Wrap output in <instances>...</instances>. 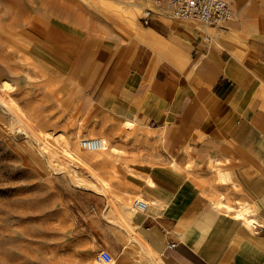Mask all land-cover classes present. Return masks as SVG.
<instances>
[{
    "label": "crops",
    "instance_id": "crops-1",
    "mask_svg": "<svg viewBox=\"0 0 264 264\" xmlns=\"http://www.w3.org/2000/svg\"><path fill=\"white\" fill-rule=\"evenodd\" d=\"M204 36L156 10L80 95L102 121L158 133L166 156L133 167L149 207L131 216L124 264H264V40L207 48ZM229 195L262 228L225 210Z\"/></svg>",
    "mask_w": 264,
    "mask_h": 264
},
{
    "label": "rangeland",
    "instance_id": "rangeland-1",
    "mask_svg": "<svg viewBox=\"0 0 264 264\" xmlns=\"http://www.w3.org/2000/svg\"><path fill=\"white\" fill-rule=\"evenodd\" d=\"M229 1L234 19L217 29L179 22L209 35L207 48L264 40V0ZM145 8L157 10L149 0H0V87L3 80L12 84L8 94L22 120L36 133L66 132L85 156L81 139L104 137L116 149L96 166L108 182L99 193L59 172L35 134L13 126L0 104V264H98L102 251L114 258L110 264H124L123 246L135 233L121 214L131 220L132 201L141 198L132 192L133 167L165 164L166 156L158 133L102 121L80 95L95 64L134 38ZM227 198L225 210L245 205Z\"/></svg>",
    "mask_w": 264,
    "mask_h": 264
},
{
    "label": "bare ground",
    "instance_id": "bare-ground-1",
    "mask_svg": "<svg viewBox=\"0 0 264 264\" xmlns=\"http://www.w3.org/2000/svg\"><path fill=\"white\" fill-rule=\"evenodd\" d=\"M56 28L57 27H52V29H54L53 31H56ZM53 34H55V33H53ZM51 40L53 42H56L57 36L52 35ZM0 88L2 89V90H0V104L2 105L1 108L4 106L6 108L5 112L6 111H8V113L10 112L12 115V119L13 118L15 119V120L13 119L14 122L12 125L14 126V123L16 121L17 123L23 124L22 128H24V126H25V128L26 127L29 128V130L31 131V135L35 134V136L37 137L40 151L47 154V156L50 160V163H53V164L58 166V169L60 170V171L58 170L59 172L64 171L65 174L67 173L72 178L73 181H75L77 183L79 182L83 185H86V187H88V188L90 187V188H92V190H95L99 193H103V191L106 188L105 186L108 182L106 183V180L102 179L101 175L96 170V168H97L96 166H99V165L101 166L102 164L105 165L106 157L110 154H113L116 149L114 147L109 148L107 145L108 144L107 140L103 137V138H99L103 142V148H101L100 150L88 151L89 154L85 156V155H82L80 153L79 149H77V148L75 149L69 135L66 132L59 131V132L53 133L52 131L46 132L44 130L45 133H43V131H41L42 132L41 133L37 130L38 132L36 133V131L28 124V121L25 122L22 120L21 117H22V115H24L23 111H21L20 108L15 105V103L11 100V98L8 94L13 89L12 84L9 81L3 80ZM23 118H24V116H23ZM28 120H30V119L28 118ZM18 126H21V125L19 124ZM124 126H125V129L130 131L134 128L135 125L131 121H126L124 123ZM27 128H26V130H28ZM26 133H28V131ZM29 138H31V137H29ZM50 139L52 141H50ZM51 142L52 143L54 142L56 145H58V147L54 146V144H52ZM62 174H64V173H62ZM148 182H150V181L148 180ZM71 183H73V182L71 181ZM106 194H107V192H106ZM103 196L105 197V195H103ZM110 200L112 201V199H110ZM106 201H108V200L106 199ZM106 204L108 205V203H106ZM114 204H115V202H114ZM110 205H111V203H110ZM109 207L111 208V206H109ZM113 213H114L113 216L116 219L115 221L116 222L120 221V217L118 216V214H116L115 212H113ZM131 213H132V211H131ZM236 213H237V215H236L237 218L239 220H243L247 225L253 226L256 223V219L250 215V211L248 209L244 208L243 206L240 207ZM119 214H121V213H119ZM121 215L126 216L127 225L129 227H132L131 226V220H130L129 216L124 215V214H121ZM107 218H109V214H108ZM110 218H109V220H110ZM134 227H136V226H134ZM121 228H122V226H121ZM121 230H124V229H121ZM124 231H123V234H125ZM129 238L131 240L130 243H132L133 241H136V240L139 241V238L137 236L135 237V235L134 236L130 235L127 239H129ZM138 241H137V246H139ZM145 243H146V241H145ZM138 248H140V247H138ZM143 249H145V248H143ZM147 249H148L147 251L145 250L146 254L149 251V255H150V252H153V251H151V249L149 247H147ZM140 251H141V249H140ZM151 259H153V257H151ZM113 261H114V258L112 259L111 263H113ZM98 264H100V263H98ZM159 264H164V263H163V261L160 260Z\"/></svg>",
    "mask_w": 264,
    "mask_h": 264
},
{
    "label": "built area",
    "instance_id": "built-area-1",
    "mask_svg": "<svg viewBox=\"0 0 264 264\" xmlns=\"http://www.w3.org/2000/svg\"><path fill=\"white\" fill-rule=\"evenodd\" d=\"M155 9L163 11L170 18L195 22L203 28H214L231 22L234 19L235 11L229 0H149ZM156 11L151 8H145L140 17L143 25H148ZM206 42L211 41L209 35L204 36ZM80 147L87 151H95L103 148V142L99 138L81 139ZM149 204L141 198L133 199L132 210L134 212H144ZM253 229L262 228L256 223ZM173 245H170V247ZM112 256L102 251L97 257V261L103 264H110Z\"/></svg>",
    "mask_w": 264,
    "mask_h": 264
}]
</instances>
